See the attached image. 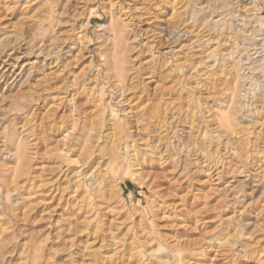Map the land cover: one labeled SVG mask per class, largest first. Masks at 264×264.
<instances>
[{
    "label": "rangeland",
    "instance_id": "1",
    "mask_svg": "<svg viewBox=\"0 0 264 264\" xmlns=\"http://www.w3.org/2000/svg\"><path fill=\"white\" fill-rule=\"evenodd\" d=\"M129 1L0 0V264H264V0Z\"/></svg>",
    "mask_w": 264,
    "mask_h": 264
},
{
    "label": "bare ground",
    "instance_id": "2",
    "mask_svg": "<svg viewBox=\"0 0 264 264\" xmlns=\"http://www.w3.org/2000/svg\"><path fill=\"white\" fill-rule=\"evenodd\" d=\"M123 1H124V0H123ZM137 1H138V0H137ZM146 1H147V0H146ZM120 2H122V1H120ZM129 2H130V1H129ZM131 2H132V3H134V2L136 3L135 0H132ZM131 2H130V3H131ZM140 2H141V1H140ZM122 3H123V2H122ZM122 3H121V4H122ZM125 3H126V2H125ZM125 3H124V4H125ZM143 3H145V2L142 1V4H143ZM126 4H127V3H126ZM140 4H141V3H140ZM148 4H150V3L148 2ZM64 5H67V4H64ZM122 5H123V4H122ZM135 5H137V4H135ZM120 6H121V5H120ZM126 6H127V5H126ZM131 6H132V5H131ZM140 6H141V5H140ZM117 7H118V5H117ZM122 7H123V6H122ZM127 7H129V6H127ZM127 7H126V8H127ZM133 7H135V6H133ZM133 7H132V9H134ZM141 7H142V6H141ZM145 7H146V6H145ZM65 8H66V7H65ZM65 8H64V10H65ZM124 8H125V7H124ZM126 8H125V9H126ZM136 8H137V7H136ZM142 8H143V7H142ZM118 9H119V8H118ZM140 9H141V8H140ZM123 10H124V9H123ZM123 10L121 9L120 13H121V12H124V11L126 12L127 9L124 10V11H123ZM137 10H138V9H137ZM144 10H146V8H145ZM144 10H143V11H144ZM107 11H108V10H107ZM117 11H118V10H117ZM127 11H128V10H127ZM134 11L137 12L136 9H134ZM134 11L131 10L130 13H131V12H134ZM143 11L140 10L139 13L141 14V12H143ZM109 12H110V11H109ZM109 12H108V13H109ZM115 12H116V10H115ZM145 12H146V11H145ZM118 13H119V12H118ZM126 13H127V12H126ZM106 14H107V13H106ZM142 14H143V13H142ZM108 15H110V14H108ZM121 15H122V14H121ZM130 15H131V14H130ZM144 15H145V14H144ZM144 15H143V16H144ZM113 16H114V15H113ZM115 16H116V15H115ZM118 16H119V15H118ZM118 16H116L117 19H119ZM126 16H127V15H126ZM133 16H134V15H133ZM110 17H111V15H110ZM110 17H109V18H110ZM134 17H135V16H134ZM137 17H138V16H137ZM124 18H125V17H124ZM126 18H127V17H126ZM126 18H125V19H126ZM129 18H130V17H129ZM140 18H142V17H140ZM110 19H111V18H110ZM122 19H123V18H122ZM122 19H121V20H122ZM134 19H135V18H134ZM111 20H112V19H111ZM114 20H115V19H114ZM138 20L140 21L139 18H138ZM118 21H120V20H118ZM126 21H127V20H126ZM129 21H130V20H129ZM134 21L136 22V20H134ZM141 21H142V20H141ZM120 22H121V21H120ZM120 22H119V23H120ZM135 22H134V24H135ZM136 23H137V22H136ZM124 24H125V22H124ZM124 24H123V26H124ZM134 24H133V25H134ZM126 25H127V24H126ZM130 25H131V23H130ZM130 25H129V26H130ZM137 25H138V24H137ZM137 25H136V26H137ZM123 26H122V27H123ZM134 26H135V25H134ZM130 27H131V26H130ZM123 28H125V27H123ZM126 28H128V26H126ZM126 28H125V29H126ZM136 29H137V28H136ZM108 30H109V29H108ZM132 30H133V29H132ZM132 30H131V31H132ZM109 31H110V32H109V33H110V37L112 38V41H114V42H110V43H113V44H110V45H112V47H113V45H114L115 48H119V46L122 45V43H121V45L119 44V43H120V42H119V41H120V37H121V35H122V34H120V33L122 32V28H119V24H118L117 22H116V23H112V22H111V23H110V30H109ZM132 32H133V31H132ZM128 33H129V32H128ZM125 35H127V34L125 33ZM128 35H129V34H128ZM122 36H123V35H122ZM111 38H110V40H111ZM124 38H125V37H124ZM125 40H126V38H125ZM127 40H128V39H127ZM121 41H124V40H121ZM127 42H128V41H127ZM127 46H128V43H127ZM112 47H111V48H112ZM122 47H123V46H122ZM128 47H129V46H128ZM125 49H126V48H125ZM125 49H124V50H125ZM114 50H115V49H114ZM118 50H119V49H118ZM115 54H116V53H115ZM117 55H118V54H117ZM117 57H118V56H117ZM117 57H116V58H117ZM123 58H124V57H123ZM126 58H127V57H126ZM126 58H124V61H126ZM124 63H125V62H124ZM115 64H116V63H115Z\"/></svg>",
    "mask_w": 264,
    "mask_h": 264
}]
</instances>
